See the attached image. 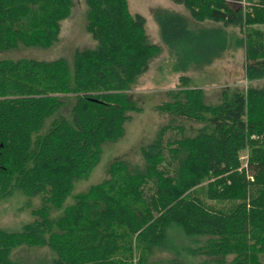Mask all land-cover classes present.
Listing matches in <instances>:
<instances>
[{
    "label": "trees",
    "instance_id": "trees-1",
    "mask_svg": "<svg viewBox=\"0 0 264 264\" xmlns=\"http://www.w3.org/2000/svg\"><path fill=\"white\" fill-rule=\"evenodd\" d=\"M84 1L96 46L75 51L72 72L62 58L0 61V199L40 201L21 232L0 230V264H19L8 256L20 243L48 246L56 253L52 264H133L134 256L136 264H182L149 261L174 230L202 238L196 251L214 264H256L253 253L264 248V0H170L195 21L242 32L245 89L224 90L211 105L180 76L169 99L155 106L167 122L140 148L143 167L113 163L106 181L50 219L101 146L122 135L128 113L139 111L126 92L160 50L127 0ZM72 6L0 0V51L49 47ZM153 13L169 46L174 31L190 29L185 15Z\"/></svg>",
    "mask_w": 264,
    "mask_h": 264
},
{
    "label": "rangeland",
    "instance_id": "rangeland-1",
    "mask_svg": "<svg viewBox=\"0 0 264 264\" xmlns=\"http://www.w3.org/2000/svg\"><path fill=\"white\" fill-rule=\"evenodd\" d=\"M70 15L60 22L56 41L49 47L18 45L14 49L0 51V61L19 59L52 61L64 59L72 72L73 57L77 50L94 48L96 42L87 33V6L84 0H72ZM245 1L241 5H245ZM130 13L145 18L146 33L150 41L156 44L159 53L150 60L144 72L129 88L126 94L139 109L129 112L123 125L122 135L113 142L101 146V153L92 169L84 177L73 182L69 194L59 208L48 212L50 219H57L66 207L74 204L78 195L108 178V170L113 163L121 162L130 171L143 167L140 148L148 145L156 136L160 126L167 122V117L155 110V106L168 98L169 91H175L179 77L186 76L190 85L201 89L204 102L217 105L222 91L232 94L243 90L247 85L244 78V47L242 32L234 26H224L220 22L195 21L181 5L170 0H127ZM166 9L185 15L190 29L176 30L173 33V45L164 43L159 34V27L154 18L155 10ZM190 34V35H189ZM180 67H184L181 70ZM67 114V107L60 112ZM244 165L246 151L239 154ZM40 206L37 197L27 198L14 194L0 199V230L4 232H21L22 228L33 221L32 210ZM167 248H153L149 252V261L158 263L174 259L182 264H199L208 260L197 252L203 246L202 238L186 237L174 230L168 235ZM56 253L45 245H25L20 243L9 253V260L19 264H52ZM134 256L133 264H136ZM256 264H264V248L253 253Z\"/></svg>",
    "mask_w": 264,
    "mask_h": 264
}]
</instances>
